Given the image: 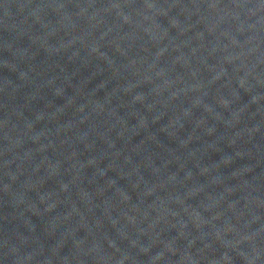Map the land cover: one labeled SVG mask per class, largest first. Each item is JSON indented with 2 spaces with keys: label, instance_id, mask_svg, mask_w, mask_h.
Returning a JSON list of instances; mask_svg holds the SVG:
<instances>
[{
  "label": "water",
  "instance_id": "obj_1",
  "mask_svg": "<svg viewBox=\"0 0 264 264\" xmlns=\"http://www.w3.org/2000/svg\"><path fill=\"white\" fill-rule=\"evenodd\" d=\"M0 264H264V0H0Z\"/></svg>",
  "mask_w": 264,
  "mask_h": 264
}]
</instances>
